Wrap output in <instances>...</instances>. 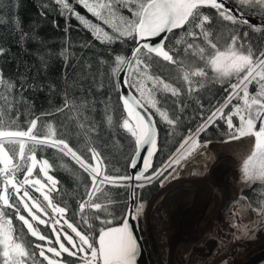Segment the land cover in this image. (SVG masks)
<instances>
[{"label":"snow or ice","instance_id":"obj_1","mask_svg":"<svg viewBox=\"0 0 264 264\" xmlns=\"http://www.w3.org/2000/svg\"><path fill=\"white\" fill-rule=\"evenodd\" d=\"M74 2L111 28V34L76 12L70 0H54L62 14L76 16L102 44L110 45L117 41L123 44L133 40L134 47L130 54L118 53L111 60L99 59V66L94 71L91 70L92 64L87 63L79 80L74 82L84 89V94L77 96L65 89L62 104L39 115L35 114L23 94L27 87L38 86L18 85L0 70V264H39L33 247L47 264H68L67 261L53 258L62 257V253L82 264H136L141 246L131 222L138 221L142 216L144 204H129L120 211L119 226L108 227L116 219L117 209L114 205L119 202L107 189H142L172 169L164 177L167 180L182 161L200 149H207L211 141L201 143L200 134L216 125L218 120L227 125L223 143L244 137L254 138L251 149L241 161L240 173L245 184L260 186L262 198L255 206L251 201L243 205L245 209L255 212L256 218L248 223H233L237 229L233 240L255 238L256 232L264 230V35L254 38L248 31L241 33L224 25L218 26L214 23V16L202 9H215V15L222 21L247 25L254 32L264 33V24H250L246 18L248 12L264 15V0H235L239 6L236 9L226 7L225 0ZM3 22V17H0V23ZM24 39L25 34L22 33L20 40ZM4 52L5 49L0 47V55ZM41 61L46 63L44 57H41ZM160 61L174 66L173 70L178 75L165 78L159 71H154L164 67ZM83 80H91L92 85L81 84ZM105 84L119 92V100L126 113L115 122L110 99L99 101L103 103L101 120L97 121L91 116L98 102L90 98L91 88L102 89ZM215 85H227L224 87L227 96L223 102L210 109L206 117L201 112L202 120L195 131L189 130L167 162L149 174L152 158L158 151L157 131L152 115L142 113L141 109L145 113L148 108L153 109L162 121L175 129L180 117L170 116L167 109L159 106L161 100L157 99V95L171 93L174 97L182 94L192 96L205 88L211 90ZM129 89H133L135 94ZM200 107L203 109L204 105ZM225 109L229 111L225 112ZM60 113L64 114V120L58 125L44 119ZM22 115L25 116L23 121ZM234 117L238 123H234ZM72 121L75 123L72 124ZM105 123L109 128H123L134 138L136 150L129 164L136 169L138 162H142V169L136 174L112 175L106 158L93 146L95 140L92 134L97 133L100 125ZM73 136L83 137V148L70 143ZM46 148L70 157L88 174L91 183L85 185L86 198L76 201L73 215H78L80 222L87 225L90 232L81 231L78 223L69 222L66 204L61 206L62 202H54L52 193L59 191V181L49 174L54 163L37 155ZM142 151L146 155L141 156ZM208 158L211 159V156ZM128 181L136 183H125ZM34 193H39L42 200ZM135 196L136 193L131 191L129 199ZM248 199L244 197V200ZM21 207L27 217L21 214ZM6 209L15 212V219L27 229V234L45 242L48 247L45 248L43 244L33 246L26 234L15 227ZM233 215L236 220L240 219L238 211ZM96 221L104 225L99 229L98 236L93 235ZM39 225L49 227L55 239L42 233ZM65 225L70 232L64 230ZM46 252L52 255H46Z\"/></svg>","mask_w":264,"mask_h":264},{"label":"trees","instance_id":"obj_2","mask_svg":"<svg viewBox=\"0 0 264 264\" xmlns=\"http://www.w3.org/2000/svg\"><path fill=\"white\" fill-rule=\"evenodd\" d=\"M232 6L238 8L235 0H226ZM76 12L85 16L91 22L100 25L111 34V28L103 24L102 21L96 19L87 12L81 5L70 0ZM47 5V7H43ZM206 13H210L214 16V23L218 26L224 25L227 29L235 30L239 32L248 31L251 37L259 38L264 33H257L252 31L247 25H232L230 22L222 21L215 15L216 10L211 8L202 9ZM43 13V14H42ZM248 16L253 18L264 20V15L254 12H248ZM0 17H3L4 22L0 23V47L5 49L3 55H0V70L3 71L7 78L12 79L18 85L32 84L38 87H27L24 91V96L29 100L32 105L35 114L39 115L41 112H46L54 109L56 106L62 104L63 93L67 89L69 92L74 93L77 96L84 94V89L75 85V81L79 80L81 73L84 71V66L87 63L92 64V71L98 66L99 59L106 58L111 60L115 54L123 53L130 54L134 47L133 40H127L123 44L117 41L114 44H102L97 40L91 31L86 28L71 14H62L58 5L54 3V0H0ZM18 25V26H17ZM182 31L178 30L177 32ZM25 34V39L20 40L21 34ZM88 46L85 47L84 45ZM66 53V55H61ZM41 57H44L46 63H42ZM158 59V58H157ZM164 65L161 69H154L159 71L162 77H169L172 75H178L174 70V66L166 64L164 61H160ZM175 83V82H174ZM81 84L92 85L91 80H83ZM72 85V87H69ZM183 87V84L180 85ZM220 85L211 87V90L205 88L192 96L181 95L180 97H174L171 93L158 94L157 99L161 100L159 106L167 109L169 115H177L180 117L179 123L175 129H172L167 123L161 120V118L154 112L153 109L148 108L151 113L156 117L157 125L159 128V152L156 156L154 167L152 169L161 168L168 160L171 153L177 147L179 141L188 134L189 130L195 131L197 125L201 122L203 112L204 117L208 115L210 109L216 106L218 103H222L227 93ZM134 94V90L130 89ZM91 99L97 100L96 110L91 113V116L97 121L101 120L103 116V101L110 99L114 111L111 113L113 120L118 121L121 115H125L123 105L119 100V92L112 89L108 84L102 89H96L95 86L91 88ZM181 104L183 105L181 109ZM204 105L202 109L200 105ZM229 109H225V112ZM25 116H21L23 121ZM44 119L52 122L54 125H58L59 122L64 120V114H54L44 117ZM234 123H238L234 117ZM75 121H72L74 124ZM218 125V127H217ZM78 131V130H77ZM227 125L218 120L216 125H213L207 129V131L200 134V141L222 142L227 133ZM95 143L93 146L97 151L106 158L108 164V170L112 175H130L129 161L135 152L134 138L125 131L123 128L112 127L109 128L106 123L100 125V129L97 133L92 134ZM71 144L78 145L83 148V137L73 136ZM216 147H213V152L210 154L211 159L207 158V162L210 164L209 175L204 180L206 185H212L213 171L220 172V179L222 181V175L232 170V165L224 161V158L220 159L217 156ZM90 155V153H86ZM243 154V153H242ZM38 158L44 157L49 159L50 163H54V167L50 170L51 175L59 181L57 188L59 191L53 192L54 202L61 203V206L66 204L69 208L66 218L70 223H78L80 230L90 232L87 225H83L80 222L78 215H73V211L76 209V201L80 198H86L85 185L90 184V178L86 172L83 171L70 157L63 156L55 149L46 148L43 152L37 153ZM233 161V160H232ZM240 164H237L239 166ZM222 168L225 170L220 171ZM151 171V172H152ZM150 172V173H151ZM161 179H155L152 183L147 184L144 188H136V203L143 202L146 204L152 196L156 195L160 189ZM187 185H193L185 175L178 180L168 184L161 192V194L155 198L149 205L146 220L150 224L151 228V241L155 254L157 255L159 264H168L167 256L164 253L166 250V243L163 235H156L160 228L167 229L168 221L165 214V209L162 208V199L167 195H171L173 191L178 188H183ZM112 193L114 200L118 201L114 207L117 209L115 213L116 219L108 227L118 226L121 223L120 211L127 208L130 204V189L125 187H110L107 189ZM244 196L249 198L248 202H253V205L259 204L262 198V191L258 184H248L244 187ZM187 208H190L186 204ZM10 218L13 219V223L18 230H22L26 234V238L32 242L33 246L39 244L40 241L36 240L30 234H27V229L23 228L20 221L15 219V212L12 209H6ZM170 217V216H169ZM141 232L145 239V230L142 216L139 218ZM104 225L99 221L95 222L96 232L94 236H98V231ZM209 228V226H208ZM42 229L45 230V234L51 236L54 235L51 229L42 225ZM46 229H48L46 231ZM149 258L151 264H156L151 251L145 240ZM33 250L37 252V260L39 264L42 262L41 257L38 256V250L33 247ZM73 260H76L72 257ZM77 264L82 263L76 260Z\"/></svg>","mask_w":264,"mask_h":264},{"label":"rangeland","instance_id":"obj_3","mask_svg":"<svg viewBox=\"0 0 264 264\" xmlns=\"http://www.w3.org/2000/svg\"><path fill=\"white\" fill-rule=\"evenodd\" d=\"M233 103H236V101H233ZM253 141L254 138L252 137H244L240 140L232 141L230 143L212 141L208 144V146L216 147V151L218 152L217 156L219 159L223 157L224 161L233 167L232 170H229L227 173L222 175V182L218 181L219 177L221 176L220 172L214 170L213 175L218 179L212 181L214 189L208 187L201 189L205 190L204 194L207 198V202L212 204L211 211L206 217L204 216L203 222L201 217H199V219L196 221L191 220L187 211H185L181 206L175 209L173 213V220H171V217L166 216L168 221L171 220L172 223L169 225V227H167V229L161 228L160 231L156 233V235L160 236L164 234L163 237L167 245L165 253L168 255V264H224L225 261H227L228 264H258L264 260V230L256 232L255 238L253 239L233 240V235L237 232V229L233 227V223H248L250 220L256 218L255 212L247 210L243 207L245 204L243 202L245 196L244 194L243 196L238 194L233 183L234 179L243 189L247 185L241 180L240 165L242 159L251 149ZM194 158L200 159L201 157L196 154ZM183 162L185 161H182L181 165L176 167V171L167 180H165L164 177L168 176V172H172V169H169L168 172L164 173V176L160 177L161 181L164 182L161 184L160 181L159 192L152 196L151 199L146 204H144L142 219L144 223L145 240L156 264H159V262L152 246L150 237V224L146 220L148 207L150 203L161 194L162 190L168 184L178 180L183 176ZM237 164L240 165L237 166ZM38 170L39 169H37V171ZM223 170L225 169L222 168V171ZM186 172L191 178L192 173L199 174L203 172V176H206L208 171L207 167L199 166L196 169H188ZM49 174L51 175V173ZM196 178L197 177H193V180ZM190 189L191 187L185 186L184 191L187 192ZM199 189L200 188H195V191L197 192ZM201 190H199L197 193H201ZM178 193L179 191H176L172 196V204L178 202L182 203L184 201L182 196H179ZM34 195L39 197V193H34ZM39 198L42 200V197ZM167 198H170V195L166 194L163 199ZM237 201H240V203H235ZM245 201L248 203V200ZM203 206L204 204L202 203V207ZM49 211L51 210L49 209ZM236 211H238L240 214L239 220H236L233 215V213ZM20 212L27 217V213L23 211L22 207L20 208ZM214 215L219 216V218L218 220L211 222V219L214 217ZM28 218L30 219V217ZM42 218L48 219V217ZM39 228L41 229L42 233L45 232V230L42 229V225H39ZM47 230L48 229H46V231ZM64 230L70 232L66 225ZM72 235L74 236V234ZM201 236L202 238L198 241V245L195 246L196 249L193 250V247L191 248V238H197ZM49 238L53 240L55 239V237L52 238L51 236H49ZM39 244H43L45 248L48 247V245L43 241H40ZM67 246L70 247V245ZM46 255L51 256L52 254L46 252ZM53 258L67 261L68 264H71L73 260L72 257H69L66 253H62V257ZM40 261L42 262L41 264H47V261L43 260L42 257ZM73 263H76V260H73Z\"/></svg>","mask_w":264,"mask_h":264},{"label":"bare ground","instance_id":"obj_4","mask_svg":"<svg viewBox=\"0 0 264 264\" xmlns=\"http://www.w3.org/2000/svg\"><path fill=\"white\" fill-rule=\"evenodd\" d=\"M213 152V147L211 146H208L207 149H201L200 151H197L196 153H194L191 157H189L187 160H185V162H183L182 164V170L184 171V175L185 177L193 183V185H187L189 187H191V189L187 192L184 191V188H176L173 193L170 195V198H167V199H162V202H161V206L162 208L165 209V212H167L166 215H169L172 220L174 219V211L177 207H183V209L185 211H187L189 217L191 218V220H198L199 217H201L202 219V222L204 221V216L206 217L210 211H211V208H212V204L208 203L207 202V198L205 197V190H201L203 188H213V186H210V185H206L205 183H208L209 181L207 182H204V180L208 177V175L210 174L209 173V168H210V164L209 162H207V158L208 156ZM247 152V151H246ZM199 155L201 158H194L195 155ZM199 166H204V167H207V175L206 176H203L204 173H199V174H196V173H192V177L190 178L188 175H187V170L188 169H191V168H194L196 169L197 167ZM225 169V168H223ZM222 171V169L220 170ZM205 172V171H204ZM193 177H197L195 180H193ZM202 177V178H201ZM200 178V179H198ZM215 180H218L217 177L213 176L211 181H215ZM220 182L221 179L219 177V180ZM195 188H200L199 190H201V193H197L195 191ZM214 189V188H213ZM176 191H179L178 195L182 196V198L184 199V201L182 203L178 202V203H174L172 204V199H173V195L175 194ZM245 204L247 203L245 200L243 201ZM202 203L204 204V206L202 207ZM186 204L189 205L190 208H187L186 207ZM230 205V204H229ZM228 205V206H229ZM225 210V209H224ZM223 210V212H224ZM222 214V213H221ZM220 214V215H221ZM219 216L217 215H214V217L211 219V222H214L216 220H218ZM172 222H170L168 224L167 227H169V225L171 224ZM202 224V223H201ZM200 224V225H201ZM161 229V228H160ZM170 235V234H169ZM216 236V234H215ZM202 238L201 237H197V238H191L192 239V246L191 248L194 250L196 249V245H198V241ZM190 239V240H191ZM202 241V240H201ZM165 253V252H164ZM166 254V253H165ZM167 256V262H168V255L166 254ZM219 257V256H218Z\"/></svg>","mask_w":264,"mask_h":264},{"label":"water","instance_id":"obj_5","mask_svg":"<svg viewBox=\"0 0 264 264\" xmlns=\"http://www.w3.org/2000/svg\"><path fill=\"white\" fill-rule=\"evenodd\" d=\"M225 2H226V7L236 9V7H234L231 4H229L226 0H225ZM246 18L249 20L250 24H255V25L264 24V20H262V19L253 18V17L248 16V15H246ZM176 31H178V30H176ZM156 39H158V38H156ZM128 91L129 92H132L130 89ZM141 111L144 114L150 113L152 115V118H153V120L155 122V125H156V131H157L158 151H157V153L152 158V168L149 169V174H150V172L152 171V169L154 167V163H155V160H156V156H157V154L159 152V128H158V125H157L156 117L151 113V111L149 109H147V112L146 113L144 112L143 109H141ZM144 155H146V153L142 151L141 152V156H144ZM141 169H142V162H138L136 169H133L130 166V175L136 174ZM126 183H128V184H135L136 182L135 181H128ZM233 183H234V186L237 189L238 194L240 196H243V192H244L243 188L234 179H233ZM131 191H134L136 193V188L130 189V192ZM130 204H136V196H135L134 199H131L130 200ZM131 223L133 224V227H134V234L138 237V242H139V244L141 246L140 247V250H139V253H138V256H137L136 264H151V261H150V258H149V253H148V249H147V246H146V243H145V239H144V237L142 235V232H141L140 221L139 220L138 221H132ZM113 227H115V226H113ZM258 264H264V260L261 261V262H259Z\"/></svg>","mask_w":264,"mask_h":264}]
</instances>
